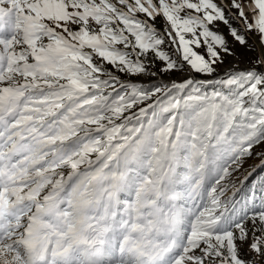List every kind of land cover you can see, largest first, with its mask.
Instances as JSON below:
<instances>
[{
    "label": "snow or ice",
    "instance_id": "obj_1",
    "mask_svg": "<svg viewBox=\"0 0 264 264\" xmlns=\"http://www.w3.org/2000/svg\"><path fill=\"white\" fill-rule=\"evenodd\" d=\"M262 145L264 0H0V264H264Z\"/></svg>",
    "mask_w": 264,
    "mask_h": 264
},
{
    "label": "rangeland",
    "instance_id": "obj_2",
    "mask_svg": "<svg viewBox=\"0 0 264 264\" xmlns=\"http://www.w3.org/2000/svg\"><path fill=\"white\" fill-rule=\"evenodd\" d=\"M239 50V49H238ZM261 150H264V145L256 148L254 151L255 152H259ZM261 162V158H257L255 155L252 158H249L246 160L245 164H244V169L241 170L240 173H238L237 175L240 176L241 178L243 177L244 174H246L247 170H250L251 166H256L259 165ZM256 174H264L262 171V168L257 167L256 169Z\"/></svg>",
    "mask_w": 264,
    "mask_h": 264
},
{
    "label": "trees",
    "instance_id": "obj_3",
    "mask_svg": "<svg viewBox=\"0 0 264 264\" xmlns=\"http://www.w3.org/2000/svg\"><path fill=\"white\" fill-rule=\"evenodd\" d=\"M260 168H262V171H263V173H264V167H260ZM258 175V174H257Z\"/></svg>",
    "mask_w": 264,
    "mask_h": 264
}]
</instances>
